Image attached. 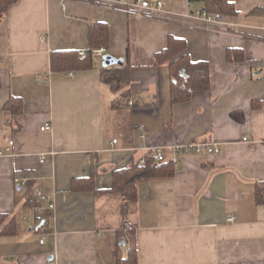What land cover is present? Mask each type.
Instances as JSON below:
<instances>
[{
	"label": "crops",
	"instance_id": "obj_1",
	"mask_svg": "<svg viewBox=\"0 0 264 264\" xmlns=\"http://www.w3.org/2000/svg\"><path fill=\"white\" fill-rule=\"evenodd\" d=\"M161 1V17L136 0H16L0 17V148L15 140L0 156V213L21 223L16 235H0V264H117L132 247L121 239L126 222L138 264H264V204L255 195L264 180V0H230L238 13L211 20L203 1ZM96 23L109 29L104 54L130 64L118 91L102 80L104 54L92 55L91 69L52 68L53 52L91 48ZM170 36L210 66V88L180 103L171 100L169 64L155 63ZM124 91L131 104L115 106ZM11 96L22 98L20 114L4 109ZM194 141L221 151L174 149ZM155 146L176 172L140 181L135 206L73 190L74 179L92 174L97 190L110 189L115 169ZM17 176L26 181L17 185ZM37 188L54 209L35 205ZM41 218L49 221L38 230Z\"/></svg>",
	"mask_w": 264,
	"mask_h": 264
},
{
	"label": "trees",
	"instance_id": "obj_2",
	"mask_svg": "<svg viewBox=\"0 0 264 264\" xmlns=\"http://www.w3.org/2000/svg\"><path fill=\"white\" fill-rule=\"evenodd\" d=\"M16 0H0V17L7 12L10 4ZM204 3V11L209 14L220 13L221 15H236L238 13L235 5L230 0H200ZM109 42V29L104 23H96L90 29V47L86 50L85 56H81L79 51H55L52 54V68L54 71L61 70H86L94 67L91 50L94 48L106 47ZM187 44L185 39L169 37L167 47L155 54V63H168L171 71V100L173 103L188 101L195 91L207 90L211 86L210 66L206 61H192L185 52ZM240 55L235 59H243L244 54L240 50ZM231 53H228V59L231 60ZM234 59V58H233ZM129 66L127 63L123 66L111 65L102 67V80L104 83L112 85L115 91H118L127 84L129 79ZM1 85V78H0ZM131 104L129 91H124L116 99L115 106H129ZM4 109L11 114H20L23 111V100L20 97L11 96L5 104ZM173 161H164L157 163L151 155H148L147 162L141 164L138 159H133L131 163L121 169L113 171V185L110 189L99 191L96 189L93 174L86 178H76L73 181V190H95L97 193H108L118 196L126 202L127 206H135L138 202V183L142 180L152 178H171L176 172ZM256 202L264 204V180L256 181ZM36 196V195H35ZM36 199L35 205L40 203ZM42 203V201H41ZM41 203L39 205H41ZM38 205V206H39ZM49 217V216H48ZM41 218L37 226L43 221ZM49 219L46 218L45 222ZM44 223L38 230H41ZM128 223L123 224V229L127 234L121 238L126 243L131 242L127 256H119L117 264H138L137 248L134 244V231L128 229ZM21 223L16 214L0 213V235L12 236L19 233ZM120 240V241H122Z\"/></svg>",
	"mask_w": 264,
	"mask_h": 264
},
{
	"label": "built area",
	"instance_id": "obj_3",
	"mask_svg": "<svg viewBox=\"0 0 264 264\" xmlns=\"http://www.w3.org/2000/svg\"><path fill=\"white\" fill-rule=\"evenodd\" d=\"M92 1H101V2H107V3H111L112 0H92ZM64 2V0H63ZM139 5L142 8L146 9V12L151 15V16H155V17H161L162 15V10L164 7L163 1L159 0L157 2V4H155L154 6H152L149 2V0H136L135 3H133V5ZM203 16L205 19L211 20V19H218L221 15L219 13H214V14H209L205 11L202 12ZM106 51V48L102 47V48H98V49H94L91 50V54L93 56H103L104 52ZM81 56H85L86 54V50H81L80 51ZM139 129H143L142 126L138 127ZM53 126L51 123H45L41 126V130L43 131H52ZM143 136V134L141 135ZM245 140H247V138H244ZM117 139L113 140V146L115 143H117ZM15 146V140L14 139H10L8 146L6 148H0V156L2 155H6L8 153H11L13 148ZM137 149V148H136ZM152 150V154H150L153 159L155 160V162L160 163V162H164L166 160V153H165V147L163 146H155L150 148ZM175 150L178 151H184V152H195L198 154H218L220 153L221 149L220 147H218L216 144H214L211 141H194L191 142L189 144H183V145H177L174 148ZM143 150V149H142ZM109 155L108 151L102 152L99 155V160L100 161H104ZM46 158L45 154L41 156V161H44ZM148 159V155L147 154H142L138 160L141 164H145L147 162ZM26 180H22V178L20 177H16L15 178V182L17 185H21L25 182ZM35 194L37 195V197L39 198L40 201L42 202H46L48 205V208H50L51 210L54 209L55 204L52 201V196L51 194L45 193L40 189H36L35 190ZM38 212L40 210H37ZM235 216L230 215L228 217V220L230 222L235 221ZM131 228V227H130ZM45 237H42L40 239L41 243H44ZM49 264H54L52 261L49 262Z\"/></svg>",
	"mask_w": 264,
	"mask_h": 264
},
{
	"label": "water",
	"instance_id": "obj_4",
	"mask_svg": "<svg viewBox=\"0 0 264 264\" xmlns=\"http://www.w3.org/2000/svg\"><path fill=\"white\" fill-rule=\"evenodd\" d=\"M111 65H124V58L120 57H115L112 54H104L103 56V66L107 67V66H111ZM44 220L40 223V225H38L37 229L40 228V226H42L44 224Z\"/></svg>",
	"mask_w": 264,
	"mask_h": 264
},
{
	"label": "rangeland",
	"instance_id": "obj_5",
	"mask_svg": "<svg viewBox=\"0 0 264 264\" xmlns=\"http://www.w3.org/2000/svg\"><path fill=\"white\" fill-rule=\"evenodd\" d=\"M36 196H37V195H36ZM117 206H118V205H114V208L119 210L120 208H118ZM22 221H23V220H22Z\"/></svg>",
	"mask_w": 264,
	"mask_h": 264
}]
</instances>
